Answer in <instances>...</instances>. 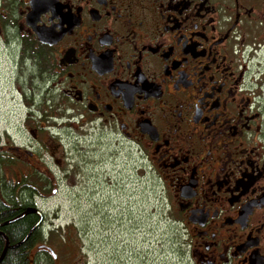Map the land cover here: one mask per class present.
Segmentation results:
<instances>
[{
	"label": "flooded vegetation",
	"instance_id": "af4514ba",
	"mask_svg": "<svg viewBox=\"0 0 264 264\" xmlns=\"http://www.w3.org/2000/svg\"><path fill=\"white\" fill-rule=\"evenodd\" d=\"M0 50V188L50 189L76 123L142 158L184 264H264V0H0Z\"/></svg>",
	"mask_w": 264,
	"mask_h": 264
},
{
	"label": "rangeland",
	"instance_id": "374dc122",
	"mask_svg": "<svg viewBox=\"0 0 264 264\" xmlns=\"http://www.w3.org/2000/svg\"><path fill=\"white\" fill-rule=\"evenodd\" d=\"M4 58L0 50V134L14 136L23 114L9 101ZM72 125L57 121L51 196L36 201L43 231L54 230V264H184L180 232L142 158L104 132Z\"/></svg>",
	"mask_w": 264,
	"mask_h": 264
},
{
	"label": "trees",
	"instance_id": "16d2710c",
	"mask_svg": "<svg viewBox=\"0 0 264 264\" xmlns=\"http://www.w3.org/2000/svg\"><path fill=\"white\" fill-rule=\"evenodd\" d=\"M45 191L44 187L26 195L21 188H0V255L5 247V235L8 249L0 264H54V230L47 234L43 231L44 217L32 200L34 193ZM45 192H51L48 188ZM64 242V240H63ZM45 245V246H44ZM38 246V257L30 259L32 248Z\"/></svg>",
	"mask_w": 264,
	"mask_h": 264
},
{
	"label": "water",
	"instance_id": "95a60500",
	"mask_svg": "<svg viewBox=\"0 0 264 264\" xmlns=\"http://www.w3.org/2000/svg\"><path fill=\"white\" fill-rule=\"evenodd\" d=\"M1 235L5 239V247H4L3 251H2V254L0 255V262L3 260V258L5 256V253H6L7 249H8V246H9V242H8L7 238L5 237V235H3V234H1Z\"/></svg>",
	"mask_w": 264,
	"mask_h": 264
},
{
	"label": "bare ground",
	"instance_id": "6f19581e",
	"mask_svg": "<svg viewBox=\"0 0 264 264\" xmlns=\"http://www.w3.org/2000/svg\"><path fill=\"white\" fill-rule=\"evenodd\" d=\"M45 246V245H44Z\"/></svg>",
	"mask_w": 264,
	"mask_h": 264
}]
</instances>
